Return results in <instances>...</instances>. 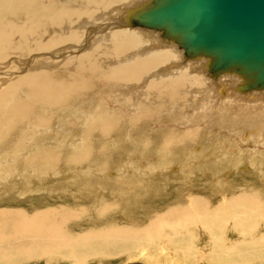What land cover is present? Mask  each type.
I'll list each match as a JSON object with an SVG mask.
<instances>
[{
	"label": "bare ground",
	"instance_id": "1",
	"mask_svg": "<svg viewBox=\"0 0 264 264\" xmlns=\"http://www.w3.org/2000/svg\"><path fill=\"white\" fill-rule=\"evenodd\" d=\"M163 1L0 0V199L32 181L51 196L47 185L62 178L87 201L103 192L141 205L175 179L189 190L205 175L211 202L189 193L138 233L116 223L76 232L79 210H0V264L56 252L81 264L161 244L173 264L264 262V87L245 89L256 79L193 55L151 19ZM233 170L263 184L230 181ZM127 181L135 190L117 188Z\"/></svg>",
	"mask_w": 264,
	"mask_h": 264
},
{
	"label": "rangeland",
	"instance_id": "2",
	"mask_svg": "<svg viewBox=\"0 0 264 264\" xmlns=\"http://www.w3.org/2000/svg\"><path fill=\"white\" fill-rule=\"evenodd\" d=\"M6 70H9V69H6ZM161 125H162V127H166V125L163 126V124H159V123H157L156 127L160 128ZM172 126H173V124L172 125L170 124V127H172ZM178 127H179L180 130H182V129H185L187 126L186 125H180ZM222 132L226 136H230L231 135L229 131L227 132V130L222 131ZM237 138L239 140H237ZM236 141L237 142L240 141V138L237 137V136H236ZM245 146H247V145H245ZM252 147H254V146H252ZM261 147H262V149L264 148L263 145H261ZM128 154L129 153H126V155L125 156L122 155V157L123 158L129 157ZM75 155L77 156L78 154H75ZM70 161L71 160H69V163H70ZM74 161H76V160H72L73 168H74V163H76ZM117 161L118 160L115 159V160H113L110 163L112 165H117ZM104 163L111 165L108 161L104 162ZM226 172H228V171H226ZM230 173L231 174L227 176V178L230 181H233V180H235V178H237L236 179L237 181H235L236 183L257 182L260 185L263 184V183H261V180L258 179L255 175L253 176L252 174H249V171H247L246 173H236L233 170ZM200 175H202V172H199V176ZM204 176L198 178L196 186L194 188H190L189 190H186L182 186H178L179 185L178 183L181 180L179 178L178 179L180 181H178V179H175L174 180L175 183L173 182L174 184L171 183V185L169 184L167 187L166 186H162L160 188L158 187L157 189H155V190H159L158 191L159 193L157 194L156 191H155V195L153 194V196H151L149 199H147V201L142 202L143 204H141V205H135L133 203L132 199L127 197L128 195L124 196L122 198L123 202H121V198H118V196H116L117 197L116 198L115 196H111L110 194H107V193L104 194L103 192L101 193V196L99 197L100 199L103 198L102 200H100L99 198L96 199V198H93L92 196H90L89 197V201H87L88 196H86L83 193H79V194L75 193L76 186L74 185V183H72L73 181L71 182V180H65V179L63 180L62 178H60V180H58L54 184L52 183V184H48L47 185V189L52 191L51 196H50L48 193L46 194L44 192V189H42V187H39V185L38 186L34 185V182L32 181L26 187L21 186L18 189H16L15 192L13 191L11 193V196H10V194H7V195H5L6 197H4L3 199H0V210L13 211V212L14 211L23 210L28 215H33L34 212H36V211H40V210H44V209H50V208L57 209V210H68V209H72L74 211L75 210L76 211L79 210L78 211L79 214H77V216L79 217V222H81L82 225L76 227V229H75L76 232L82 233L85 230L90 229V228L91 229H93V228H102L103 229V227H105V226H106V228L108 226L110 227L112 225L111 223H113V224L116 223L115 226L117 225L116 226L117 228H122L123 227L124 230H126V229L128 230L129 227H131V229H129L128 231L133 229L132 230V231H134L133 233H136L137 230L139 232L140 229L148 230L147 227H148V225L151 224V222H152L151 219L153 217H155V218L157 217L158 218L160 215H163L164 214V210L166 208L167 209L165 211H167V210L169 211L172 208L175 209V207L177 208L178 206L180 207L181 205H183V203H184L183 201L185 199L188 200V201L185 200L186 203H188L189 201H192L191 198L194 199L197 196V198L199 199L200 195L202 196L204 194H207V195L204 196V198H208V195L210 194L209 189H211V187H214V186L212 184L213 182H211L209 177L207 178V177H204ZM251 176H252V178H251ZM199 179H200V181H199ZM177 181H178V183H177ZM201 182H202V184H201ZM203 182H208V183H204L203 184ZM65 183L67 184L66 186H65ZM127 183H128V185H126ZM141 183H144V182L140 181V182L136 183V184H138L136 186L141 187V185H140ZM126 184H125V182L124 183L121 182V184L119 185L120 187L117 186V188L119 190H123V191L125 189H127V188H128L127 189L128 191L130 189H132V190L134 189L135 190V188H136L135 185L133 186V184L128 182V181L126 182ZM129 184H130L131 188L128 187ZM209 184H211V185H209ZM50 186L51 187L54 186V187L50 188ZM67 187H68V190L66 192L64 191V193H62V194L58 193V191H60L61 189L67 188ZM179 187H180L181 190L179 189ZM208 187H209V189H208ZM1 188H3V190H5L4 186L1 187ZM21 188H23L22 189V193L19 192V189L21 191ZM163 188H166V189H163ZM203 190H205V191H203ZM20 193L22 194V196L20 195ZM189 193L193 194L192 196H194V197H191V195ZM201 193H204V194H201ZM66 194L69 195V196H67ZM160 194H162V195H160ZM183 195H185V197H182ZM188 195H189V197H188ZM217 196H219V195L217 194ZM30 197H33V198H30ZM83 198L84 199L86 198L85 201H84ZM201 199L202 198L200 197L199 200H201ZM208 199H210V198H208ZM127 201H129V202L131 201L132 204L128 203ZM209 202H211V199H210ZM91 203H92V205H91ZM94 203H96V204H94ZM201 203H203V201ZM98 204H100L101 206L98 205ZM174 205H175V207H172ZM96 207H97V210H96ZM156 212L159 215L156 214ZM85 213H87V215L90 214L89 216L92 217L91 223L85 222V219H86ZM80 217L81 218L85 217V218L81 219ZM88 219H90V218H88ZM82 221H84L85 224ZM135 224H138V226L135 225ZM101 225H103V226H101ZM118 225H119V227H118ZM133 225L137 226V227L134 228ZM140 226H143V227L140 228ZM8 229H10V230H8ZM8 229L6 231H9L11 233L14 232V228L13 227L10 226V227H8ZM261 230L264 231V228H261ZM141 231H140V234L142 236H144L145 234L143 233L144 234L143 235L142 234L143 231L142 232ZM165 231L170 232V229H169L168 226L166 227ZM153 233H155V230H153ZM236 238L237 237H234L235 240H236ZM151 246L152 245H149V246L145 245V246H143L144 247L143 249L141 248L142 247L141 246V247H136V249H134V250H129L131 248L124 249V250L121 249V250H118V251L116 250V252L114 251V252L111 253L112 256H105V257L90 256V257H86L84 263H81V264H125V263H129V262H143V263H146V264H150V263H154V264H173L172 261H170V263H169V261L164 259L165 256L162 255V254L166 255L167 253H169V249L164 247L162 244L158 245L159 247L162 246L161 247L162 249H159V247H157L158 251L156 250L155 246H152L154 248V250L156 251L155 254H157V252H159L158 256L156 255L157 258H148L147 255H148L149 251L152 249ZM138 248H140V250L142 249L141 250L142 253H140L139 255L132 254L133 252H131V251L140 252V250ZM161 250H162V252H161ZM55 254L50 255V258L47 255L40 254L36 258L25 259L27 257H25V258L23 257L22 260H20V258H18L19 260L16 261V262L13 261V262H7V263L8 264H13V263L14 264H16V263L17 264H73V262H70L69 260H67L65 262L66 259L61 258L59 256V252L58 253L56 252ZM56 258H57V260H55ZM49 259H50V261H49ZM170 259H172L173 262L176 263V264H179V263L189 264L186 260H184L185 258H183V257H180L178 260L175 259L176 262L174 261V258L171 257ZM163 261H165V262L163 263ZM211 262L212 263H209L207 261L206 263H203V264H207V263L208 264H216L213 261H211ZM244 262H241V263L244 264ZM7 263L6 262L5 263L1 262V264H7ZM245 264H249V262H245ZM258 264H261V263L258 262ZM262 264H264V262Z\"/></svg>",
	"mask_w": 264,
	"mask_h": 264
},
{
	"label": "water",
	"instance_id": "3",
	"mask_svg": "<svg viewBox=\"0 0 264 264\" xmlns=\"http://www.w3.org/2000/svg\"><path fill=\"white\" fill-rule=\"evenodd\" d=\"M148 12L180 33L193 55L212 54L215 71L235 68L256 79L245 89L264 87V0H164Z\"/></svg>",
	"mask_w": 264,
	"mask_h": 264
}]
</instances>
